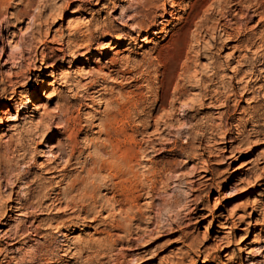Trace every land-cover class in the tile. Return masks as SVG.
Segmentation results:
<instances>
[{"label":"rangeland","instance_id":"rangeland-1","mask_svg":"<svg viewBox=\"0 0 264 264\" xmlns=\"http://www.w3.org/2000/svg\"><path fill=\"white\" fill-rule=\"evenodd\" d=\"M0 1V231L7 236L22 221L30 231L14 244L0 241V264H207L199 262V251L206 247L204 253L221 256L222 264H242L252 250L254 264H264V178L253 186L264 177V109L249 108L261 99L259 89L243 88L255 81L251 73L256 69L258 83L264 82V0ZM241 68L247 74L240 80ZM205 81L223 95L232 92L234 81L244 93L241 108L233 114L235 101L231 111L207 103L196 114ZM5 86L20 92L11 100L1 93ZM179 89L187 92L177 99ZM163 97L165 109L160 108ZM28 98L38 107L25 106ZM121 107L125 121L119 132L123 125L127 130L123 145L136 147L137 142L146 150L135 162L147 187L140 200L143 215L138 209H118L108 170L95 175L82 168L99 158L95 143L105 138L101 120ZM185 109L194 112L190 121ZM149 110L171 126L147 127ZM195 122L225 126L189 129ZM253 122L260 124L262 135L252 132ZM62 124L82 129L73 165L58 184L46 166L53 145L67 139L57 132ZM36 125L45 131L34 142L30 133ZM227 128L235 137L244 130L232 152L224 139ZM173 161L178 172L169 174L166 168ZM209 166L216 169L217 184L193 192L199 197L195 203H205L194 212L190 186L174 181L177 175L195 179ZM77 177L84 192L64 195L68 181ZM154 182L155 200L149 196ZM175 190L185 199L182 205L157 206ZM19 202L36 204L29 207V217L19 215ZM221 223L238 228L225 251L220 242L208 241L220 233ZM178 226L182 231L173 232L171 227Z\"/></svg>","mask_w":264,"mask_h":264},{"label":"bare ground","instance_id":"bare-ground-1","mask_svg":"<svg viewBox=\"0 0 264 264\" xmlns=\"http://www.w3.org/2000/svg\"><path fill=\"white\" fill-rule=\"evenodd\" d=\"M146 1V0H145ZM195 1V0H194ZM207 3V2H205ZM192 5V4H191ZM2 3L0 1V10L2 8ZM222 6V5H221ZM202 7V6H201ZM195 8V7H194ZM145 9V8H144ZM154 10V9H153ZM193 13V12H192ZM191 13V14H192ZM231 13V12H230ZM138 14V13H137ZM245 14V13H244ZM191 16V15H190ZM185 17V16H184ZM193 17V16H191ZM189 18V17H188ZM237 21V20H236ZM159 22V21H158ZM189 22V21H188ZM139 23V22H138ZM191 23V22H190ZM141 25V24H140ZM147 25V24H146ZM92 28V27H91ZM96 28V27H95ZM188 28V27H187ZM236 28V27H235ZM199 30V29H198ZM230 30V29H229ZM200 32V31H199ZM178 33V32H177ZM113 34V33H112ZM176 34V33H175ZM230 34V33H229ZM231 35V34H230ZM178 39V38H177ZM252 41V40H251ZM72 42V41H71ZM151 42V41H149ZM176 43V42H174ZM72 44V43H71ZM250 44V43H249ZM252 45V44H251ZM216 46V45H214ZM76 48V47H75ZM261 55V54H260ZM214 57V56H212ZM246 58V57H245ZM91 58L90 55H88L87 57V62H90ZM258 60V59H257ZM122 62V61H121ZM261 63V62H260ZM241 65V64H240ZM247 65V64H246ZM252 69H255L256 64L255 63H251ZM106 67V66H105ZM82 68V67H81ZM219 69V68H218ZM244 70V69H243ZM258 69L253 70L252 71V76H256L255 77V81H248L246 85L243 86V88H247L248 91L250 92H255L257 91V89H259V96L261 97V99L257 100L256 104L249 107L251 108V110H254L258 107H262L264 109V105L261 104L262 101H264V82L263 83H258L260 78L259 76L261 75V73H256ZM262 70V69H261ZM62 71V70H61ZM219 71V70H217ZM216 73V71H215ZM241 74V75H240ZM246 72L242 71L239 69L237 71V75H240V80L246 75ZM180 76V75H179ZM13 77V76H12ZM215 78V77H214ZM32 80V78H31ZM37 79L35 78L34 81H36ZM11 81V80H10ZM9 81V82H10ZM221 81V80H220ZM239 81V80H238ZM12 82V81H11ZM10 82V83H11ZM14 82V81H13ZM12 82V84H13ZM4 83V82H3ZM2 84V83H0ZM178 84V83H177ZM176 85V84H175ZM202 94L200 97V108H198L195 113H199V109H205V106L208 104H210L211 106H215L218 107V103L219 106H221L222 108L225 107L227 108V111H231L232 105H231V101H235L236 102V106L233 109V114H235L237 112V110L240 107V104H238L240 101H242V98L244 97V93H240L238 87H236L234 81L231 84L232 87V92L230 90L231 93H229L228 95H223L222 91L219 88H210L212 85L211 83H207V81L202 82ZM13 86V85H12ZM1 87V86H0ZM230 87V88H231ZM3 94H5L6 96H9V99L13 100L14 97H16L18 95V93L20 92V90L17 87L12 88V90H8V87L5 86L3 89ZM180 90V91H179ZM178 93L176 94V98L179 99L181 97H184V95L186 94L187 90L186 89H179ZM229 91V90H228ZM262 92V94H261ZM174 94V93H173ZM128 96V95H127ZM162 96V95H161ZM258 96V95H257ZM256 96V97H257ZM125 97V96H124ZM130 97V96H129ZM140 98V97H139ZM84 99V98H83ZM165 98L163 97L161 100H159L160 103V108L165 109L166 105L164 102ZM209 100V102H207ZM180 101V100H179ZM261 101V102H260ZM126 103V102H125ZM124 104V103H123ZM31 105H35L37 106V102L35 99H27L25 106H31ZM126 104H124L123 106H125ZM136 105V104H135ZM171 105V103H170ZM38 107V106H37ZM172 107V106H171ZM36 108V107H35ZM159 108V109H160ZM261 108V109H262ZM125 109V107H124ZM66 110V109H65ZM185 117L190 121L192 119V115H193V111L190 109H185ZM123 107H121L119 110H110L106 113V117L101 120V125H102V129H104V133H105V138L104 141L97 145L95 143L96 148L98 149L99 153V158L96 157V159L92 160L93 162L91 164H87L85 166H83L82 168H84L89 174H100L102 173V171L108 170L114 177V189H115V193H114V201L116 206L118 207L119 210H121L123 212L124 209H129V210H133V209H138L140 211V214L142 213L141 206H140V200L142 198L143 195V191H145L147 189L146 187V183L145 180L138 175V173L135 171V164L138 161V157H140V155L144 154L146 150H143L142 146L139 145L136 142V147L135 146H131L130 148L125 147V145H123L124 142H122L121 136L122 133H124V135H126V128H121V133L119 132V127H121V123H123L125 121V114H124ZM127 111V110H126ZM153 110H149V112L146 114V126L147 127H152L155 126L156 131H159L160 129H162L163 126H168L167 124H171V123H167L166 121H162V119H160L161 115H157L154 114V112H152ZM46 114H48V116H50L48 110L44 111ZM135 112V111H134ZM201 112V111H200ZM223 113V112H222ZM160 114V113H159ZM34 115V113L32 114V116ZM54 114H51V116H53ZM169 115V114H168ZM171 115V114H170ZM47 116V115H45ZM64 116V115H63ZM67 116V115H66ZM69 116V115H68ZM72 116V115H71ZM194 116V115H193ZM168 117V116H167ZM166 117V118H167ZM207 117V116H206ZM54 118V117H53ZM72 118V117H70ZM68 117V119H70ZM51 119V118H50ZM73 119V118H72ZM143 119V118H142ZM170 119V118H169ZM43 120H39V124L43 123ZM66 120V119H65ZM71 120V119H70ZM70 120H68L70 122ZM77 120V119H76ZM228 120V119H227ZM73 121V120H72ZM79 121V120H78ZM145 121V120H144ZM169 121V120H168ZM197 121V120H196ZM209 121V120H208ZM67 122V121H66ZM65 122V123H66ZM74 123L75 120L73 121ZM71 122V123H73ZM205 122V121H204ZM254 123V122H253ZM68 124V123H67ZM65 124V125H67ZM78 124V122H77ZM76 124V125H77ZM262 124V123H261ZM41 125V124H40ZM44 125V124H43ZM49 125V124H48ZM75 124H73L72 126H62L59 125L58 126V133H65L67 134V139L66 140H60L57 141L58 143L56 145H53V151H51V155L53 154V157L49 158V162L47 164V170L50 171L53 174V177L51 178L52 180L55 178H58V180L56 181L58 184H60L61 182L63 183V181L65 180V178L67 177V172L69 171L68 167L70 165H73V159L75 157V154L77 152V148H78V144H79V140H78V136L79 133L81 131L82 128L76 126ZM126 125V124H125ZM145 125V124H144ZM252 132H254L257 135H262L263 130L259 128L260 124L258 122L252 124ZM46 126V125H44ZM100 126V125H99ZM130 126V125H129ZM140 126V125H139ZM171 126V125H170ZM225 124H216V123H207L205 125H203L202 123L199 122H195V123H190V125L188 126L189 129H196V128H200V127H210L214 130H217L219 128H224ZM232 127V126H231ZM154 128V129H155ZM170 128V127H168ZM100 129V131L102 130ZM183 130V129H182ZM188 130V129H187ZM231 128H227L225 129V135H224V139L227 140V145L230 144L231 147V152L234 150L233 148V142L235 141V138L239 137L240 135H242L244 133V130H238L237 136H233L235 134V131L232 130ZM44 129L40 128L39 125L35 126V131L30 133V139L32 141L35 140L37 134L38 135H43L44 133ZM22 132V131H21ZM20 132V134H21ZM161 134V133H160ZM218 134V133H216ZM19 135V134H18ZM22 135V134H21ZM54 136V135H53ZM144 137V136H143ZM27 138V137H26ZM66 138V137H65ZM126 138V137H125ZM217 138V136H213V138L210 140H208V142L210 141H215ZM2 140V139H1ZM189 140V139H188ZM133 141V140H132ZM151 141V140H150ZM35 142V141H34ZM33 142V143H34ZM155 142V141H154ZM99 143V142H98ZM149 145V144H148ZM211 145V144H210ZM156 146V145H155ZM151 147V146H150ZM171 149V148H170ZM186 149V148H185ZM96 151V152H98ZM49 152V151H48ZM184 154H187V151H184L182 149V151ZM48 156V155H47ZM50 156V155H49ZM66 158V159H65ZM76 158V157H75ZM65 159V161L62 163V161ZM189 159V157H188ZM191 159V157H190ZM189 160H186L187 162H190ZM77 160V159H76ZM89 160V159H88ZM136 162V163H135ZM139 163V162H138ZM164 167V166H163ZM168 167V166H167ZM70 168V167H69ZM180 168V167H179ZM165 169V168H164ZM166 170H164V172L166 171L167 173L171 174V172H178V165H177V161H173V163L170 164V166L168 168H166ZM169 171V172H168ZM206 173L204 174H195L196 177L195 179H185L184 176L182 175H177L175 178L176 185L177 186H181L183 185V183H185L186 185L190 186V199L188 200V202L192 205V203H194V207H193V211L194 212H198L199 206L202 204L205 206V203H203V201H200L198 203H195V201L199 198L197 195L194 197V191L195 190H199L200 188L202 189V187H204V189H212L214 187V184H217V182H215V176H216V169L214 167L209 166L206 170H204ZM163 172V171H162ZM211 175V176H210ZM143 176V175H142ZM35 177V176H34ZM167 177V176H166ZM170 177V176H169ZM45 178V177H44ZM264 177L257 179L254 183L253 186H258L261 185L259 183V181H261ZM43 179V178H42ZM166 179V178H165ZM168 179V178H167ZM166 179V180H167ZM37 180V179H36ZM44 180V179H43ZM147 180V177H146ZM149 180V179H148ZM156 180V179H155ZM15 181V180H14ZM51 181V180H50ZM81 180L77 178H73L71 180L68 181V184L66 186V188L62 191V193H64V195H69L71 193H81L82 191V187H84L83 185L80 184ZM84 181V180H83ZM165 181V180H163ZM172 181V180H171ZM16 182V181H15ZM82 182V181H81ZM157 182V181H155ZM155 182L153 183V186H151L152 188H150L149 190L151 191V195H149L151 198L154 199V185ZM166 182H169L166 181ZM33 183V182H32ZM36 183V182H34ZM38 183V182H37ZM36 183V184H37ZM66 183V182H65ZM83 183V182H82ZM111 183V182H110ZM165 183V182H164ZM219 183V182H218ZM171 184V183H169ZM39 188L41 189L40 191H42V189L44 188V182L40 184ZM82 187H81V186ZM15 186V185H14ZM36 186V185H35ZM196 186H198L197 188H195ZM85 188V187H84ZM87 188V187H86ZM165 188V187H164ZM88 191V189H85V191ZM149 190L147 191V193L149 194ZM31 191V190H30ZM29 191V192H30ZM46 191V190H45ZM86 191V193H87ZM84 192V190L82 191ZM95 192V191H94ZM246 191H241L238 194H243ZM31 193V192H30ZM39 193V192H38ZM59 193V190L57 192V194ZM35 194V193H34ZM82 194V193H81ZM91 194V193H90ZM41 195V194H40ZM48 195V194H47ZM88 195V194H87ZM95 195V194H94ZM57 196V195H55ZM54 196V197H55ZM89 196V195H88ZM93 196V195H92ZM148 196V195H147ZM30 197V196H29ZM66 197V196H65ZM85 197V196H84ZM96 197V196H95ZM93 197V198H95ZM183 196H181V194L178 191H174L171 199H163L159 205L162 208L166 207V206H171V207H177L180 206L184 203V200L182 199ZM92 198V199H93ZM45 199V198H44ZM59 199V198H56ZM155 200V199H154ZM93 202V201H92ZM153 202V200H152ZM151 202V203H152ZM20 205L18 207H15V209L17 211H19V215L20 214H24L26 216L29 217V207L32 206L34 207V204H27V203H23V202H19ZM43 203V202H42ZM54 205L58 204L59 202H56L55 200L52 202ZM155 203V201H154ZM186 203V202H185ZM97 204V203H96ZM189 204V206H190ZM71 205V204H70ZM78 205V204H76ZM155 205V206H156ZM79 206V205H78ZM154 206V205H153ZM152 206V208H153ZM259 207V206H258ZM35 208V207H34ZM68 209V208H67ZM87 209V208H86ZM254 210H258L257 207L254 208ZM4 211V210H3ZM126 212V211H124ZM128 212V211H127ZM126 212V213H127ZM129 214V213H127ZM234 216L235 214L232 213ZM143 215V213H142ZM31 216V215H30ZM129 216V215H128ZM231 218V217H229ZM148 219V218H147ZM154 219V218H153ZM149 221V220H148ZM170 223L169 224H174V220H171L170 218ZM27 221H22L21 224H19V226L17 227V229H15L14 231H12L9 235L6 236L7 232H4L1 230L0 231V241H2L4 238L6 240V243L8 244H14L16 242H18L21 238H23L25 236V233L27 231H29L28 227H25ZM73 222V221H72ZM75 222V221H74ZM183 222V219L180 220V223ZM120 223V222H119ZM150 223V221L148 222ZM51 224V223H50ZM76 224V223H75ZM122 224V223H121ZM237 224V223H236ZM29 226V225H27ZM37 226V225H35ZM163 227V226H162ZM238 227V226H237ZM119 229H122V225L118 224ZM128 228V227H127ZM173 232H178V231H182L181 228H179V226L176 227H171ZM229 228V229H228ZM125 231V229H123ZM238 230V228H236V226H231L229 227V225L227 223H221L217 229V232L220 233H225L224 235H221L220 233L216 234L214 237H211L208 239V241L210 240H215L216 242H220L221 245V249L223 251L226 250V248L231 247L234 244V240H235V232ZM140 231V230H139ZM30 232V231H29ZM136 232V231H135ZM138 232V230H137ZM36 233V232H35ZM128 233V232H126ZM125 235H132L134 233L129 232L128 234ZM137 234V233H136ZM6 236V237H5ZM137 236V235H136ZM142 236V235H141ZM128 237V236H127ZM133 237V235L131 236ZM130 237V238H131ZM140 237V236H139ZM32 238V237H31ZM138 238V237H137ZM194 238V237H193ZM136 239V238H135ZM195 240V238L193 239ZM135 241V240H134ZM207 248V247H206ZM205 248V250H206ZM205 250L203 251H199V262L202 263H207V264H211V263H215V264H219V263H223V258L221 256H215V257H210L209 255L205 254ZM264 250V248H263ZM44 251V250H43ZM46 253V252H45ZM250 255L247 256V258L245 260H243L242 264H254L253 261V257H255V251L252 250L249 251ZM228 253H225V255H227ZM257 254V253H256ZM42 255V254H41ZM32 258V257H31ZM135 259V258H134ZM33 260V259H31ZM46 260V259H45ZM52 261V260H51ZM2 262H5V260H2ZM18 262V261H17ZM191 262L193 263H197V261H195V259L191 258ZM237 262V261H236ZM50 263V262H49ZM141 262L137 263V264H141ZM239 263V262H238ZM174 264H186L185 261L180 260L177 261V263ZM226 264V263H225Z\"/></svg>","mask_w":264,"mask_h":264}]
</instances>
